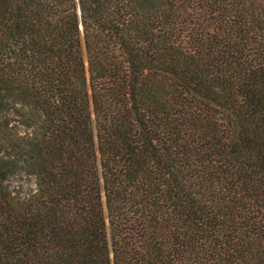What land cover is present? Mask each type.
Wrapping results in <instances>:
<instances>
[{
  "label": "trees",
  "instance_id": "trees-1",
  "mask_svg": "<svg viewBox=\"0 0 264 264\" xmlns=\"http://www.w3.org/2000/svg\"><path fill=\"white\" fill-rule=\"evenodd\" d=\"M0 264H264V0H0Z\"/></svg>",
  "mask_w": 264,
  "mask_h": 264
},
{
  "label": "rangeland",
  "instance_id": "rangeland-1",
  "mask_svg": "<svg viewBox=\"0 0 264 264\" xmlns=\"http://www.w3.org/2000/svg\"><path fill=\"white\" fill-rule=\"evenodd\" d=\"M9 187L15 191H22L28 186H33L31 178L26 177L22 173H17L8 179Z\"/></svg>",
  "mask_w": 264,
  "mask_h": 264
}]
</instances>
